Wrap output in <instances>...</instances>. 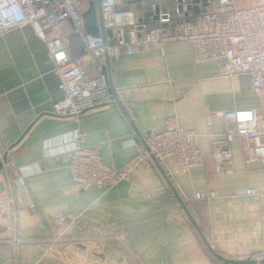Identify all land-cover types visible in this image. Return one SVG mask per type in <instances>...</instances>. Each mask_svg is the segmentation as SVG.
<instances>
[{"label":"crops","instance_id":"crops-1","mask_svg":"<svg viewBox=\"0 0 264 264\" xmlns=\"http://www.w3.org/2000/svg\"><path fill=\"white\" fill-rule=\"evenodd\" d=\"M237 2L247 7L264 0ZM135 5L123 1L120 6L138 13ZM212 9L206 3L173 14L169 6L174 17L193 22ZM62 28L71 37L69 22ZM72 47L86 76H93L95 69L87 65L80 42L75 40ZM109 70L112 104L76 119L58 116L52 104L64 93L44 43L29 26L0 34V144L7 146L6 156L16 165H31L24 177L29 195L22 196L14 182V206L0 203V264H57L58 258L69 264H222L214 252L227 259H262V196H239L234 190L253 187L264 193V163L244 161V141L238 136L230 142V172L216 174L210 154L211 138L222 139L234 127L232 121L210 114L256 108L262 102L247 76L227 75L219 62L195 64L188 40L169 41L163 49L135 46L132 53L121 52L111 60ZM171 115L198 134L204 165L183 171L169 157L159 170L135 168L128 182L83 190L60 159L73 149L81 131V145H98L101 158L120 167L135 154L136 143L162 130ZM208 124L214 136L208 135ZM8 173L16 176L11 164ZM199 191L218 194L186 199ZM31 199L35 207L28 205ZM58 211L73 221L65 232L68 239L51 243L45 252V239L58 228L45 223L44 216ZM86 234H121L123 242L88 239Z\"/></svg>","mask_w":264,"mask_h":264},{"label":"built area","instance_id":"built-area-1","mask_svg":"<svg viewBox=\"0 0 264 264\" xmlns=\"http://www.w3.org/2000/svg\"><path fill=\"white\" fill-rule=\"evenodd\" d=\"M88 1L0 0V34L29 26L47 49L52 70L58 76L59 87L64 93L62 99L52 104L55 115L76 119L88 110L112 104L109 64L121 52L130 54L135 46L147 44L163 49L169 41L188 40L193 46L195 64L219 62L227 75L247 76L252 91L262 98L256 108H236L210 114L234 123V127L224 131L222 139L210 140L215 173L221 175L230 172V142L235 136L244 141L242 151L247 164L255 161L264 163V2L242 7L237 0H207L213 9L198 22L178 19L172 13L165 12L160 14V22H167V27L139 32L135 11L120 6L124 0H101L103 25L112 33L113 44L109 45L106 43L109 37L105 41L102 36L92 37L86 32L82 12L88 7ZM154 7L152 3L150 8ZM64 22H69L71 37L62 28ZM125 30H128V40L123 37ZM75 40L80 42L83 53L88 56L87 65L95 69L93 76L87 77L83 66L75 58L72 47ZM207 127L208 135L214 136L212 126L208 124ZM83 140V133L77 131L73 149L60 158L83 190L108 189L120 182H128L135 168L140 167L146 172L159 170L169 157L176 158L183 171L205 164L204 155L198 147V134L183 128L177 115L165 118L162 130L151 131L137 142L135 154L120 167L106 163L100 156L98 145H81ZM7 152V146L0 144V203L6 200L14 206V182L22 188V196L29 195L24 177L31 165L5 162ZM9 164L16 169L15 177L8 173ZM217 194L216 191H199L186 199L204 200ZM234 194L262 196L261 224L264 236V193L257 188L241 187L234 190ZM28 205L35 207V200H29ZM44 219L48 225L58 228L56 235L45 239V252H50L51 243H63L68 239L65 232L73 221L60 211L47 214ZM86 238H110L123 242L121 234H86ZM18 241L17 237L12 239L14 244ZM245 259L261 264V257L256 255L236 258L240 261ZM57 264L69 263L64 258H58Z\"/></svg>","mask_w":264,"mask_h":264},{"label":"water","instance_id":"water-1","mask_svg":"<svg viewBox=\"0 0 264 264\" xmlns=\"http://www.w3.org/2000/svg\"><path fill=\"white\" fill-rule=\"evenodd\" d=\"M124 3H136L135 9L139 13L138 14L137 12H135L137 17V30L139 32H148L154 28L167 27V22H160V14L165 12L171 13L169 11V6H172L173 14H175L176 11L178 13L185 14L186 12L193 10L197 5H205L207 3V0H151V3L155 4L154 9H151L150 6L147 5V0H124ZM82 16L86 32L89 35H91L92 37L102 36L104 40L106 39V37H109L108 41L105 40L106 43L109 45L113 44V40L111 39V30L104 28L101 19V0H89L88 7L82 12ZM173 25L174 23L171 24V26ZM123 37L125 40H128V30H125ZM108 80L110 92L112 93V97H114V90L110 82V74ZM115 100L117 103H120L116 98ZM127 118L129 119V121H131L130 117L127 116ZM134 129L139 136L140 134L138 133L137 129L135 127ZM4 160L5 162L11 161L8 156H5ZM213 254L222 262V264H240L242 262H245L247 264L256 263V260L245 259L244 261H240L236 259L224 258L216 254L215 252ZM259 262L261 264H264V258L260 259Z\"/></svg>","mask_w":264,"mask_h":264}]
</instances>
